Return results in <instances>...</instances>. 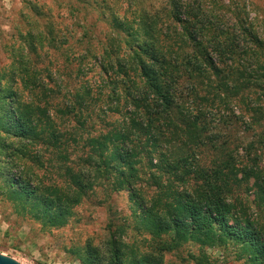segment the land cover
Here are the masks:
<instances>
[{
	"label": "trees",
	"instance_id": "trees-1",
	"mask_svg": "<svg viewBox=\"0 0 264 264\" xmlns=\"http://www.w3.org/2000/svg\"><path fill=\"white\" fill-rule=\"evenodd\" d=\"M24 3L0 68V192L16 211L62 227L96 190L126 192L131 214L102 245L77 250L81 264H177L166 254L186 244L199 245L196 264L218 263L207 249L264 264L255 4Z\"/></svg>",
	"mask_w": 264,
	"mask_h": 264
},
{
	"label": "rangeland",
	"instance_id": "rangeland-1",
	"mask_svg": "<svg viewBox=\"0 0 264 264\" xmlns=\"http://www.w3.org/2000/svg\"><path fill=\"white\" fill-rule=\"evenodd\" d=\"M24 1L27 0H0V68L10 62L7 47L19 41L23 13L29 14L23 10ZM248 1L255 4L260 18L264 19V0ZM261 31L264 34V27ZM243 131L244 127L236 134L244 136ZM247 193L250 202L246 203L252 206L256 194ZM130 214L126 192L109 194L99 189L74 209V215L65 226L48 228L30 215L19 214L0 192V253L21 264H81L75 252L83 250L88 242L102 245L109 236V225L124 221ZM125 236L126 240L134 241V232L128 231ZM191 253L199 254L198 244H186L177 253L166 254V261L182 264L185 259L183 263L196 264ZM207 253L217 264H241L218 249H207Z\"/></svg>",
	"mask_w": 264,
	"mask_h": 264
},
{
	"label": "water",
	"instance_id": "water-1",
	"mask_svg": "<svg viewBox=\"0 0 264 264\" xmlns=\"http://www.w3.org/2000/svg\"><path fill=\"white\" fill-rule=\"evenodd\" d=\"M0 264H21V263H19L18 261H16L11 257L5 256L0 253Z\"/></svg>",
	"mask_w": 264,
	"mask_h": 264
}]
</instances>
